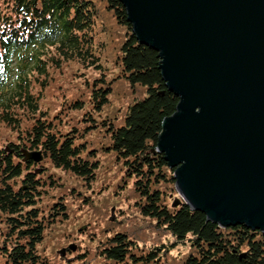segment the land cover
<instances>
[{
    "label": "trees",
    "instance_id": "16d2710c",
    "mask_svg": "<svg viewBox=\"0 0 264 264\" xmlns=\"http://www.w3.org/2000/svg\"><path fill=\"white\" fill-rule=\"evenodd\" d=\"M107 48L115 51L118 67L111 80L101 63ZM17 58L24 63L21 72L32 64L46 74L49 64L70 60L101 71L89 84L88 98L79 95L65 106L82 112L85 123L63 131L60 112L41 109V97L26 76L12 81ZM160 62L159 53L137 39L121 0H0V123L16 133L7 147L0 145V264H43L40 246L49 230L69 219L72 209L59 200L62 195L42 201L47 188L58 185L45 163L91 184L102 167L101 154H111L119 166L117 192L131 184L136 214L168 239L143 250L133 238L137 228L116 229L108 222L99 231L97 253H84L82 264H264V231L219 225L174 197L175 169L157 144L163 120L175 113L179 98L163 79ZM120 83L134 96L126 111L96 119ZM21 112L27 116L23 127ZM97 127L100 141L90 138ZM25 152H40L42 159L25 160ZM171 247L184 252L169 258Z\"/></svg>",
    "mask_w": 264,
    "mask_h": 264
},
{
    "label": "water",
    "instance_id": "95a60500",
    "mask_svg": "<svg viewBox=\"0 0 264 264\" xmlns=\"http://www.w3.org/2000/svg\"><path fill=\"white\" fill-rule=\"evenodd\" d=\"M121 2L179 98L157 144L176 190L209 221L264 231V0Z\"/></svg>",
    "mask_w": 264,
    "mask_h": 264
},
{
    "label": "rangeland",
    "instance_id": "374dc122",
    "mask_svg": "<svg viewBox=\"0 0 264 264\" xmlns=\"http://www.w3.org/2000/svg\"><path fill=\"white\" fill-rule=\"evenodd\" d=\"M102 13L105 14V11ZM106 18V16L102 18V21ZM111 49L107 48L101 54V63L105 67L106 77L109 80L113 79L118 72V67L114 62L116 54ZM23 64L19 58L13 63L12 81L21 76H26L31 82L32 92L41 97V109L46 110L49 115L60 112L63 121L59 127L63 131L69 130L71 126H81L85 123L81 119L82 112L72 111L70 108L67 110L65 106L67 101L71 102L79 95H86L88 98L89 84L94 85L95 80L102 76L101 71L70 60L61 62L59 66L49 64L47 73L39 74L37 70L32 68V64H25L23 66L24 71L21 72L20 68ZM114 83H118V80H115ZM130 89L132 88L120 83L118 89L114 91L115 93L110 96L109 104L101 112H96V119L113 118L116 115L121 117L126 111L128 101L134 97ZM64 111L67 113L64 114ZM20 116L22 117L21 127H23L26 124L27 116L24 112H21ZM97 129L98 127L92 132L97 131ZM15 136L16 133L13 129L0 123L1 146L7 147L9 140L15 139ZM101 137L102 135L97 132L90 136L95 141H100ZM101 157H103L102 167L98 171L96 180L91 184H85L82 179L60 169L52 168L45 163L48 168L46 172L55 179L58 185L55 187L50 185L47 188L46 191L48 192L42 199L43 203H51V198L55 194L62 195L63 197L59 200H67L72 210L69 212L68 220L60 221L49 230L51 234L40 246L41 256L44 259L43 264H82L81 260L86 257V253H91L92 257L95 256L97 253L96 245L101 239L98 237L99 231L104 225L109 224L108 222L113 223L116 229H121L120 226H128V229L135 231L137 228L139 232L133 234V238L138 241L140 247L142 246L139 248L143 250L146 247H153L167 241L168 235L164 231L154 228L151 223L146 222L140 215L136 214L134 208L136 196L132 190L133 187L130 186L131 184L125 183V185L129 184L127 188L120 193L117 192V190L121 191L119 187L117 188V182L122 175L111 154L106 156L101 154ZM175 195L176 198L181 197L180 194H174V197ZM87 200H91V203L88 204ZM3 226L4 223L0 221V231H2ZM95 237L100 239L97 240ZM173 247L170 248L169 258L182 255L184 252L181 248H179L181 249L179 252ZM63 250H65L64 254H62Z\"/></svg>",
    "mask_w": 264,
    "mask_h": 264
}]
</instances>
